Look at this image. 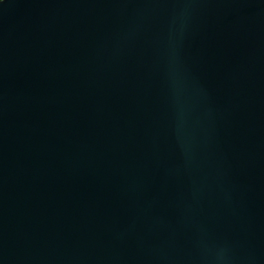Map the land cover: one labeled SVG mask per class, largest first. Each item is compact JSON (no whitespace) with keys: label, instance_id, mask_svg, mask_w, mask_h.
I'll list each match as a JSON object with an SVG mask.
<instances>
[{"label":"water","instance_id":"95a60500","mask_svg":"<svg viewBox=\"0 0 264 264\" xmlns=\"http://www.w3.org/2000/svg\"><path fill=\"white\" fill-rule=\"evenodd\" d=\"M0 264H264V0H5Z\"/></svg>","mask_w":264,"mask_h":264},{"label":"snow or ice","instance_id":"6c2138e0","mask_svg":"<svg viewBox=\"0 0 264 264\" xmlns=\"http://www.w3.org/2000/svg\"><path fill=\"white\" fill-rule=\"evenodd\" d=\"M5 0H0V5H3Z\"/></svg>","mask_w":264,"mask_h":264}]
</instances>
